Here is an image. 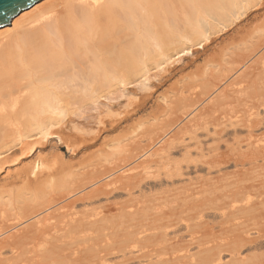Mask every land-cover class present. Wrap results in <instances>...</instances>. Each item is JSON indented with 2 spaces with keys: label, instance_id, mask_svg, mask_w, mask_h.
Masks as SVG:
<instances>
[{
  "label": "rangeland",
  "instance_id": "374dc122",
  "mask_svg": "<svg viewBox=\"0 0 264 264\" xmlns=\"http://www.w3.org/2000/svg\"><path fill=\"white\" fill-rule=\"evenodd\" d=\"M199 23L181 58L57 116L49 129L79 135L76 150L56 134L18 159L16 143L0 145V230L25 247L15 259L4 247L0 264L54 244L34 264H264V0Z\"/></svg>",
  "mask_w": 264,
  "mask_h": 264
},
{
  "label": "bare ground",
  "instance_id": "6f19581e",
  "mask_svg": "<svg viewBox=\"0 0 264 264\" xmlns=\"http://www.w3.org/2000/svg\"><path fill=\"white\" fill-rule=\"evenodd\" d=\"M39 1L43 2L39 5L35 3L19 12L10 20V24L0 27V145L5 142L16 143L18 147L12 153L14 159L32 153L51 134H56L58 140L66 142L67 149L76 150L78 142L81 141L79 135H72L63 128L55 132L49 129V125L58 120V115L66 110L76 109V105L81 106L84 99L108 92L116 82L121 83L140 76L145 69L151 67L149 65L157 64L165 56H172L171 53L177 51L179 46H183L186 40L192 41L196 40V36H203L199 18H207L209 14H213L223 19L232 8H239L240 2V0ZM188 52L194 53L193 51L186 53ZM176 54H180L181 58L184 49L177 51L175 56ZM31 129L39 130L34 138L27 135ZM1 157L0 167L8 160L7 157L2 159ZM55 158H52L49 164L46 162L48 158L37 160L31 173L33 174L39 167H51L56 164ZM53 182L57 183L52 181L51 185ZM51 185L48 186L53 188L54 185ZM60 186L62 185H55L56 188ZM71 222L68 224L69 228L76 229V232L85 226L79 220L71 219ZM97 222L99 220L84 221V224L93 225ZM31 223L22 231L29 232L26 229ZM5 232L4 229L0 230V263L3 261L1 250L4 247H9L12 253L21 247L14 244L16 239L14 241L10 239V243H7L3 239ZM19 239L22 240L23 237ZM134 239L142 241L144 237ZM57 248L55 244L50 245L45 250H40L43 254H37L35 247L32 249L35 255L32 253V257H26L30 262L26 258L25 260L30 264L39 263L43 260L42 257L53 251L55 253ZM61 251H64L63 247ZM20 253H15L12 258H20L24 254ZM33 255L35 258L40 256V260L38 261V258L32 260ZM79 255L85 257L83 262L87 261L88 255L82 253ZM95 262L92 264H96Z\"/></svg>",
  "mask_w": 264,
  "mask_h": 264
},
{
  "label": "water",
  "instance_id": "95a60500",
  "mask_svg": "<svg viewBox=\"0 0 264 264\" xmlns=\"http://www.w3.org/2000/svg\"><path fill=\"white\" fill-rule=\"evenodd\" d=\"M39 0H0V27L10 24L19 12L29 8Z\"/></svg>",
  "mask_w": 264,
  "mask_h": 264
}]
</instances>
